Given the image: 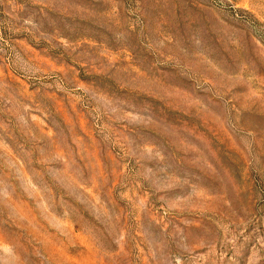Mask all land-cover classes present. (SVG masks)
Instances as JSON below:
<instances>
[{
	"label": "rangeland",
	"instance_id": "obj_1",
	"mask_svg": "<svg viewBox=\"0 0 264 264\" xmlns=\"http://www.w3.org/2000/svg\"><path fill=\"white\" fill-rule=\"evenodd\" d=\"M0 264H264V0H0Z\"/></svg>",
	"mask_w": 264,
	"mask_h": 264
}]
</instances>
